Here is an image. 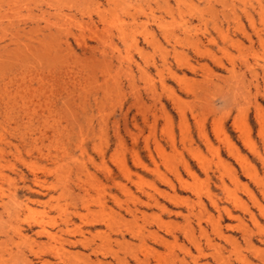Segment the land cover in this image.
I'll return each instance as SVG.
<instances>
[{
	"label": "rangeland",
	"instance_id": "obj_1",
	"mask_svg": "<svg viewBox=\"0 0 264 264\" xmlns=\"http://www.w3.org/2000/svg\"><path fill=\"white\" fill-rule=\"evenodd\" d=\"M145 263L264 264V0H0V264Z\"/></svg>",
	"mask_w": 264,
	"mask_h": 264
},
{
	"label": "bare ground",
	"instance_id": "obj_2",
	"mask_svg": "<svg viewBox=\"0 0 264 264\" xmlns=\"http://www.w3.org/2000/svg\"><path fill=\"white\" fill-rule=\"evenodd\" d=\"M140 1V0H139ZM142 6V5H141ZM145 9V8H144ZM62 14V13H61ZM69 18V17H68ZM67 18V19H68ZM63 19V18H62ZM107 24V23H106ZM52 25H53V23H52ZM52 25H50V26H52ZM144 30V29H143ZM146 30V29H145ZM139 103V102H138ZM125 116V115H124ZM151 130V129H150ZM132 138H133V136H132ZM228 140V139H227ZM225 143V142H224ZM116 144V143H115ZM120 145V144H119ZM122 145V144H121ZM236 147V146H235ZM3 148V147H2ZM117 148V147H116ZM232 148H233V146H232ZM234 149V148H233ZM237 150V149H236ZM120 155V154H119ZM45 156V155H44ZM116 159V158H115ZM119 160V159H118ZM117 160V161H118ZM124 161V160H123ZM119 162V161H118ZM122 166H123V164H122ZM119 183V182H118ZM120 186V185H119ZM76 194V193H75ZM117 206V205H116ZM126 209V208H125ZM228 212V211H227ZM229 214H230V212H228ZM132 214H133V212H132ZM229 217V216H228ZM94 222H96L95 220H94ZM97 223V222H96ZM221 226V225H220ZM48 233V232H47ZM212 233V232H211ZM48 235V234H47ZM249 236V235H248ZM56 237V236H55ZM248 238V237H247ZM245 241H247V240H245ZM124 243V242H123ZM190 254V253H189ZM193 256V255H192ZM145 259V258H144ZM143 259V260H144ZM142 260V259H141ZM146 262V261H145ZM146 264V263H145Z\"/></svg>",
	"mask_w": 264,
	"mask_h": 264
}]
</instances>
